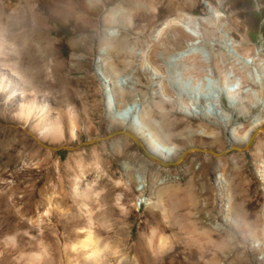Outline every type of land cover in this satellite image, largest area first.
<instances>
[{
  "label": "rangeland",
  "instance_id": "rangeland-1",
  "mask_svg": "<svg viewBox=\"0 0 264 264\" xmlns=\"http://www.w3.org/2000/svg\"><path fill=\"white\" fill-rule=\"evenodd\" d=\"M1 81L0 264H264V131L111 136L264 128V0H0Z\"/></svg>",
  "mask_w": 264,
  "mask_h": 264
},
{
  "label": "bare ground",
  "instance_id": "bare-ground-1",
  "mask_svg": "<svg viewBox=\"0 0 264 264\" xmlns=\"http://www.w3.org/2000/svg\"><path fill=\"white\" fill-rule=\"evenodd\" d=\"M24 21V20H23ZM196 42H191L188 45V48L177 53V57L178 58H182L188 54H190L193 50V48L195 47ZM151 72L153 74V76L157 77L159 75L158 71L154 68H151ZM120 80L115 81L116 83H118ZM115 83V84H116ZM5 87L2 84V81L0 82V89H4ZM119 95L125 97V96H129L130 95V91L129 92H124L123 90H119ZM113 97V99H112ZM143 98V97H142ZM113 100L115 102V98L114 96H111L110 94H107L105 96V102L107 107L112 108L113 106ZM213 106L216 105V102L214 101V103H212ZM30 109V108H29ZM27 111L26 116L30 117L31 112ZM113 109V108H112ZM134 109V103H131L129 105L124 106L123 108H121L120 110H117V115L118 116H123V115H129V113H131V111ZM32 111V110H31ZM69 116L70 119H73V112L72 110L69 108H66V112ZM229 119V118H228ZM72 121V120H71ZM59 124V123H58ZM56 122L55 124H48V126L45 128L46 132H39L37 135H35L34 137L41 142V139H46L49 137L50 133H52V135L54 134L53 132L56 131L57 125ZM134 130V134L140 139V136L138 135V133H140L137 128H133ZM264 131L263 126L261 125V121H256L254 123V126L251 130H249L244 137L242 138H238L235 136V132L234 130L231 131L229 133V137L231 139L232 145L236 146V143H243L245 146L248 144V142L250 141L251 137L255 134V137L258 136V134L260 132ZM53 138V137H52ZM55 140V138L53 139ZM143 142V141H142ZM146 145V147L148 148V150L153 153L154 155L160 157L161 159H163L164 161H171L173 162L174 159L176 158L178 152L177 149L173 146H168L164 143L152 140V141H147L144 143ZM239 147V146H238ZM205 148V147H204ZM242 147L240 146V150ZM207 149V148H205ZM140 190V189H139ZM142 190V189H141ZM147 196V195H146ZM144 199H140L141 200V204L143 203V200L145 201V205H150L151 204V200L149 199V196L146 197Z\"/></svg>",
  "mask_w": 264,
  "mask_h": 264
},
{
  "label": "water",
  "instance_id": "water-1",
  "mask_svg": "<svg viewBox=\"0 0 264 264\" xmlns=\"http://www.w3.org/2000/svg\"><path fill=\"white\" fill-rule=\"evenodd\" d=\"M116 135H125V136H128L135 144L136 146L139 148L140 152L145 155L148 159H150L151 161L155 162L156 164L158 165H161L163 167H174L176 166L185 156L186 154L192 152V151H201V152H206V153H209V154H212V155H215V156H218V157H223L225 156L226 154H228L229 152L231 151H241L240 150V147L238 146H233L231 145L228 149L224 150V151H221V152H215L211 149H205V148H202V147H193V148H189L187 149L185 152L182 153L181 157L176 160V161H164L163 159H161L160 157L154 155L153 153H151L148 148L146 147V145L144 144V142H142L133 132L131 131H128V130H120V131H116L114 132L111 136H116ZM255 134L251 137L250 141L248 142V144L244 147H242L241 149L242 150H248L252 144L254 143V140H255ZM44 147L46 148H50V149H56V148H52V147H49L47 145H44L42 144Z\"/></svg>",
  "mask_w": 264,
  "mask_h": 264
}]
</instances>
